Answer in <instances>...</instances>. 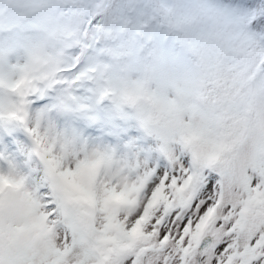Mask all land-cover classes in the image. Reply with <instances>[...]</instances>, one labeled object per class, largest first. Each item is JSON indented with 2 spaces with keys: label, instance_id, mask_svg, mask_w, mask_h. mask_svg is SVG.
I'll return each mask as SVG.
<instances>
[{
  "label": "snow or ice",
  "instance_id": "obj_1",
  "mask_svg": "<svg viewBox=\"0 0 264 264\" xmlns=\"http://www.w3.org/2000/svg\"><path fill=\"white\" fill-rule=\"evenodd\" d=\"M13 53L8 117L44 168L0 174V264H264V0H0ZM85 81L148 153L28 127L27 97L83 110Z\"/></svg>",
  "mask_w": 264,
  "mask_h": 264
},
{
  "label": "rangeland",
  "instance_id": "obj_2",
  "mask_svg": "<svg viewBox=\"0 0 264 264\" xmlns=\"http://www.w3.org/2000/svg\"><path fill=\"white\" fill-rule=\"evenodd\" d=\"M25 62V57L22 53H13L9 55L7 65L0 67V73L6 74L9 71V68L13 64H23ZM15 76L11 77L9 82ZM4 101L9 103L10 106H0V109L11 110L12 105H14L18 101V97L14 98V95L7 90V87L2 86ZM49 95H52L55 100L57 106L62 110L63 115L65 117H69L71 114L70 110H66L60 106V97L63 95L62 89H50L47 91ZM39 100H47L46 98L39 97ZM36 101H30L25 105V111L27 112V125L29 128L35 127L37 123H39L41 131L47 130L50 134L56 135L58 137H63L67 140H74L76 142L77 147L87 146L89 148L93 147H107L112 148L111 138H116L118 142V149L116 150L118 155L122 154H131V153H139L141 156L148 153L151 145H147V140H142L140 135H133V133H140L137 123H127L125 122V128L122 129L120 127V123H117L115 120L110 123H103L102 121L89 119L88 122L84 124L89 126L88 133L77 132L73 130L71 134L68 136L61 130L56 129L54 126L45 122L44 119L39 120L37 118L38 114L44 116V110H37ZM3 103V102H2ZM116 120L118 117L115 116ZM11 121L9 119H0V159L3 160V166L6 167L0 170V174H6L12 172L14 175L18 173L19 168L22 171H29L31 173V180L25 182L27 187H31L30 182H33L34 179L41 180L43 177V172L39 173L36 169L37 162L40 161L33 153L28 150V146L30 143L34 146V142L32 136L26 130L24 124H20L17 126V131H19L24 138L28 139L29 144L25 145L22 140V136L18 135L15 131L11 130ZM90 136V139H87V136ZM6 144L9 146V150H5L2 148V145ZM132 145L129 148V145ZM147 145V147H146ZM113 149V148H112ZM3 156V157H2ZM37 163V164H36ZM43 163L40 161L39 168L42 169Z\"/></svg>",
  "mask_w": 264,
  "mask_h": 264
},
{
  "label": "clouds",
  "instance_id": "obj_3",
  "mask_svg": "<svg viewBox=\"0 0 264 264\" xmlns=\"http://www.w3.org/2000/svg\"><path fill=\"white\" fill-rule=\"evenodd\" d=\"M9 118V117H8ZM14 120V119H13Z\"/></svg>",
  "mask_w": 264,
  "mask_h": 264
}]
</instances>
